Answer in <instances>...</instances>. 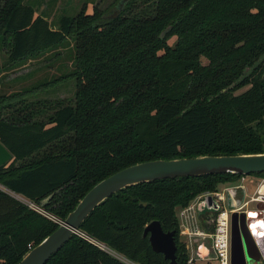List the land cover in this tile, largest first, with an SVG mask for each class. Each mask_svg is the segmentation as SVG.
I'll return each mask as SVG.
<instances>
[{"label":"trees","instance_id":"1","mask_svg":"<svg viewBox=\"0 0 264 264\" xmlns=\"http://www.w3.org/2000/svg\"><path fill=\"white\" fill-rule=\"evenodd\" d=\"M105 13L84 2L52 27L30 1L0 0V70L59 46L72 47L74 63L59 77L74 78L70 97L18 102L0 92V141L12 153L0 184L45 211L0 188V264L17 263L89 188L129 164L264 152V0H116ZM241 175L127 185L43 264H129L87 237L137 264H173L143 235L153 219L175 230L177 264H191L176 208Z\"/></svg>","mask_w":264,"mask_h":264},{"label":"water","instance_id":"2","mask_svg":"<svg viewBox=\"0 0 264 264\" xmlns=\"http://www.w3.org/2000/svg\"><path fill=\"white\" fill-rule=\"evenodd\" d=\"M232 85L233 83L223 90ZM11 158L12 153L0 141V165ZM261 171H264V152L155 158L129 164L89 188L65 218L59 221V225L30 247L15 264H43L73 233L83 235L79 231V225L96 205L127 185L165 177L223 172L246 175ZM47 198H43V201ZM217 206L210 194L204 195L197 204L200 212L206 208L217 209ZM174 232V229L164 230L158 219L150 220L143 229V235H148L152 249L162 252L164 258L169 259V263L177 264ZM87 238L104 248L103 244ZM261 255L264 257V235H252L247 227L245 214L233 211L230 219V264H247L250 257L257 259Z\"/></svg>","mask_w":264,"mask_h":264},{"label":"rangeland","instance_id":"3","mask_svg":"<svg viewBox=\"0 0 264 264\" xmlns=\"http://www.w3.org/2000/svg\"><path fill=\"white\" fill-rule=\"evenodd\" d=\"M35 9L36 13L40 12L47 17L52 27L58 25L59 19L62 15H74L82 5L87 2V12L92 10V5L96 3L101 8H105V16H110V12L114 7L116 0H28ZM173 37L169 39V42L173 41ZM72 47L59 46L56 49L46 50L44 53L34 58H28L25 61L17 63L10 67H4L0 70V92L5 95H13L12 99L19 100H36L42 98H57V97H70L73 95L74 90V78H59L64 75V72L70 71L74 67L72 62L71 53ZM57 52H59L57 54ZM5 58L4 52L0 56V65ZM54 80L53 79H56ZM59 78V79H58ZM52 82V83H51ZM247 86H243L237 89L239 92L245 89ZM253 176L248 174L245 177V187H237L234 191V197L239 201H243L255 188L254 181H251ZM223 183V182H222ZM222 183L218 184V187ZM11 195L25 199L20 194H17L8 188L2 186ZM200 194V193H199ZM197 194L195 197H197ZM189 201V204H194V199ZM27 200V199H26ZM28 201V200H27ZM31 203V202H28ZM251 206L254 204L251 203ZM44 211V210H43ZM45 212V211H44ZM176 213L179 219L180 225V238L185 242L188 251V261L191 264H216V260L207 258L206 247L204 245L197 247L198 239L195 234H188L183 232L187 227L189 229H196L205 224L210 228L211 223H208L209 217L212 214L209 211H198L195 206L191 208L187 217V210L184 207H177ZM207 219V220H206ZM210 227H209V226ZM186 230V229H185ZM206 245H209V239H206ZM99 243V242H97ZM101 244V243H99ZM105 249L112 251L122 260L129 264H137L132 262L120 254H116L112 249L104 247ZM198 248L199 251H196ZM197 253V254H196ZM258 258L250 257L247 264H259Z\"/></svg>","mask_w":264,"mask_h":264},{"label":"built area","instance_id":"4","mask_svg":"<svg viewBox=\"0 0 264 264\" xmlns=\"http://www.w3.org/2000/svg\"><path fill=\"white\" fill-rule=\"evenodd\" d=\"M247 175H241L235 181L223 182L215 190L202 192L195 197L193 200L194 204L188 203L187 206H184V209L187 210V217H189L188 213L191 208L193 206L197 208L198 202L203 199L204 195L210 194L216 201L218 205L217 209L206 208L204 210L210 213L212 212L209 217L210 221L208 222L211 223V227L208 225L210 228L204 224L201 227H196L194 230H190L189 227L183 230V232L197 236V247L204 245L206 247L207 258L216 260V264H230V219L233 211L243 212L245 214L247 227L252 235H256V233L260 234L259 231L254 232V227L256 228L259 224L262 225V229L264 230V175H252L253 178L251 181H254L255 188L242 202L234 197V191L237 187H245L244 180ZM2 186L0 184V188ZM22 200L26 203L31 202L26 199ZM251 203L254 205L251 206ZM28 205L40 212H44L39 205L33 202L28 203ZM254 224L256 225L253 226ZM262 235L264 233L259 236ZM206 239H209V245H206ZM30 247H32L31 244H28V248ZM196 251H199L198 248Z\"/></svg>","mask_w":264,"mask_h":264},{"label":"bare ground","instance_id":"5","mask_svg":"<svg viewBox=\"0 0 264 264\" xmlns=\"http://www.w3.org/2000/svg\"><path fill=\"white\" fill-rule=\"evenodd\" d=\"M256 224H254L253 226H255ZM259 229V230H258ZM259 231L260 234H257L256 232ZM264 230L262 229V225H257L256 228L254 227V232L256 233L257 236L263 234ZM95 241V240H94ZM102 245V244H101ZM103 246L105 247V245L103 244Z\"/></svg>","mask_w":264,"mask_h":264},{"label":"flooded vegetation","instance_id":"6","mask_svg":"<svg viewBox=\"0 0 264 264\" xmlns=\"http://www.w3.org/2000/svg\"><path fill=\"white\" fill-rule=\"evenodd\" d=\"M257 263L264 264V257H263V255L259 256Z\"/></svg>","mask_w":264,"mask_h":264},{"label":"crops","instance_id":"7","mask_svg":"<svg viewBox=\"0 0 264 264\" xmlns=\"http://www.w3.org/2000/svg\"><path fill=\"white\" fill-rule=\"evenodd\" d=\"M201 247H202V245H201Z\"/></svg>","mask_w":264,"mask_h":264}]
</instances>
